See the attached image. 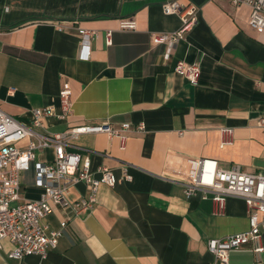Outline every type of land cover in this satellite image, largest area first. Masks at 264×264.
I'll use <instances>...</instances> for the list:
<instances>
[{
  "label": "crops",
  "instance_id": "obj_1",
  "mask_svg": "<svg viewBox=\"0 0 264 264\" xmlns=\"http://www.w3.org/2000/svg\"><path fill=\"white\" fill-rule=\"evenodd\" d=\"M168 1L0 0L3 111L32 127L34 108L54 106L56 115L37 128L43 133L82 124L146 127L130 134L124 148L119 137L104 132L85 133L76 141L72 150L89 155L94 172L108 166L119 181L99 187L95 206L69 221L44 264H264V252L257 256L249 246L231 252L228 262L208 249L210 238L248 229L243 199L228 197L218 212L212 199L187 198L182 184L167 178L172 165L195 172L202 157L264 174V129L258 125L264 116V32L251 28L247 5L180 0L198 4L200 19L165 59V45H153L152 36L182 23L180 15L163 12ZM129 18L136 28L121 29V20ZM79 28L98 32L90 59L80 58ZM180 59L201 61L197 85L175 70ZM63 87L71 88L73 105L71 114L59 118ZM225 126L234 128V142L222 146ZM54 157V148L46 147L21 173L25 199L41 197L37 165ZM87 193V185L79 183L69 198ZM62 216L56 210L48 223L58 229ZM11 248L4 240L0 264L42 262L39 255L10 258Z\"/></svg>",
  "mask_w": 264,
  "mask_h": 264
},
{
  "label": "built area",
  "instance_id": "obj_2",
  "mask_svg": "<svg viewBox=\"0 0 264 264\" xmlns=\"http://www.w3.org/2000/svg\"><path fill=\"white\" fill-rule=\"evenodd\" d=\"M233 6L250 7V26L258 32H264V0H229ZM167 15L178 14L181 26L172 32L154 33L152 44H164V58L170 59L176 45L184 40L197 25L201 7L193 1L183 3L171 0L162 5ZM137 26L134 18L121 20L120 28L133 30ZM81 34L80 58L90 59L91 41L98 36L96 30L79 28ZM106 42L112 43V31L106 33ZM175 70L182 73L189 83L197 85L201 77V61H177ZM61 112L59 118H65L72 112L73 98L70 87H63L59 93ZM33 126L19 122L14 116L0 108V249L3 241L8 240L12 248L8 256L21 259L30 255H39L40 264L47 258L51 248L57 246L60 237L70 220L81 213L92 209L97 202V192L102 184L115 187L119 181L114 169L108 166L92 170L89 155L83 156L74 151L76 141L85 133H107L121 139L124 148L126 139L132 133L145 130L144 123H122L113 126L110 123L82 124L69 127L62 132L43 133L37 130L43 126L46 116L56 115L54 106L49 105L33 109ZM258 125L264 129V116ZM221 145L234 142V128H221ZM28 138V144L18 147L17 143ZM46 147H53L55 157L52 161L37 165L36 175L44 188L37 200H27L23 196L21 173L31 167L38 153ZM193 173L181 166L169 167L167 178L182 184L187 198L200 194L203 199H212L218 212L226 207L228 197H238L245 201L248 209L249 227L244 231L225 237L210 238L209 251L220 261L228 262L233 251L246 246L257 256L264 252V174L245 171L240 165L229 168L219 165L214 158L202 157L196 160ZM125 179H130L127 166L122 167ZM79 183H85L88 193L79 200L71 201V189ZM56 210L61 211L60 228L54 229L48 223V215Z\"/></svg>",
  "mask_w": 264,
  "mask_h": 264
}]
</instances>
